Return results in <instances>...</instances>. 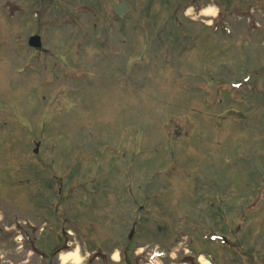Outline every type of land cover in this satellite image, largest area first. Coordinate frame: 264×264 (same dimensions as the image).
<instances>
[{
	"label": "rangeland",
	"instance_id": "374dc122",
	"mask_svg": "<svg viewBox=\"0 0 264 264\" xmlns=\"http://www.w3.org/2000/svg\"><path fill=\"white\" fill-rule=\"evenodd\" d=\"M117 1L0 0V264L264 260V0Z\"/></svg>",
	"mask_w": 264,
	"mask_h": 264
},
{
	"label": "flooded vegetation",
	"instance_id": "af4514ba",
	"mask_svg": "<svg viewBox=\"0 0 264 264\" xmlns=\"http://www.w3.org/2000/svg\"><path fill=\"white\" fill-rule=\"evenodd\" d=\"M163 1V0H162ZM172 0H170V2H171ZM243 2H241V4H240V6H239V8L240 7H242V8H240V9H245V8H247V7H249L250 6V4L249 3H247L249 0H242ZM163 3H164V1H163ZM166 3V2H165ZM167 4V3H166ZM232 5L233 4H230V5H228V8L227 9H230V8H232ZM163 6V5H162ZM201 9V8H200ZM200 9H198V16H202L201 15V11H200ZM130 11V7H129V0H118L115 4H114V6H113V8H112V12H113V14L115 15V16H117L118 18H123L124 16H126L127 14H128V12ZM243 15H245L244 14V12H243ZM239 17V16H238ZM237 17V18H238ZM239 19V18H238ZM192 22H196V21H198V22H205V21H203V19H198V20H191ZM178 24L180 25L181 24V22H178ZM202 25V24H201ZM205 26L208 28V30H210V29H212L213 30V28H214V21L212 20L210 23H205ZM205 26H203V27H205ZM228 24H226L225 26H224V28H225V31L226 32H228L229 33V29H228ZM142 43H143V48L145 49V48H147L150 44H151V42H150V40H149V36L148 35H145L144 36V40L142 41ZM149 49H150V46H149ZM128 52H127V54H128V59H127V68H130L129 70V73H127V78H128V80H129V77H131L132 78V75L130 74V72H131V70L133 69V64H132V60L131 59H133L132 57L134 56V52H132V51H129V50H127ZM149 51V50H148ZM2 230H3V233H4V237H9L10 235H11V233H10V230L7 228V227H4V229L2 228ZM15 238V237H14ZM66 245V247H70V244L69 243H66L65 244ZM62 248H59V249H57V250H55L54 251V253L57 255L58 254V252L61 250ZM125 252V251H124ZM201 255H203V253L201 252V251H199L195 256H197V261H198V263L200 264H203L202 263V261L200 260V256ZM204 256V259H206V261L208 262V264H212V262H213V258L210 256V255H203ZM249 256H250V254H249ZM200 261V262H199ZM4 262H6V261H4ZM247 262V263H246ZM245 262V264H264V260H259V259H251V258H249V260H247ZM58 264V263H57Z\"/></svg>",
	"mask_w": 264,
	"mask_h": 264
},
{
	"label": "bare ground",
	"instance_id": "6f19581e",
	"mask_svg": "<svg viewBox=\"0 0 264 264\" xmlns=\"http://www.w3.org/2000/svg\"><path fill=\"white\" fill-rule=\"evenodd\" d=\"M203 12H204L205 15H209V13L212 12V9L208 6L207 8H205L203 10ZM74 254L75 253H68V254L67 253H64V254H61L60 259L62 260L63 263H65L66 260L68 258H71L70 256L71 255H74ZM200 260L202 261L203 264H208V262L206 261V259L202 258V256L200 257Z\"/></svg>",
	"mask_w": 264,
	"mask_h": 264
},
{
	"label": "water",
	"instance_id": "95a60500",
	"mask_svg": "<svg viewBox=\"0 0 264 264\" xmlns=\"http://www.w3.org/2000/svg\"><path fill=\"white\" fill-rule=\"evenodd\" d=\"M28 44L35 48L40 47L41 46L40 37L38 35L31 36L28 40ZM37 147H38V144L36 145L34 152H37Z\"/></svg>",
	"mask_w": 264,
	"mask_h": 264
}]
</instances>
